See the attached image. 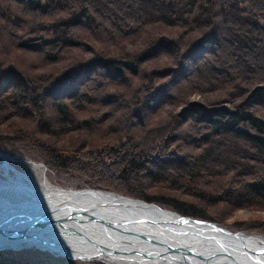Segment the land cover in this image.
<instances>
[{
    "label": "trees",
    "instance_id": "trees-1",
    "mask_svg": "<svg viewBox=\"0 0 264 264\" xmlns=\"http://www.w3.org/2000/svg\"><path fill=\"white\" fill-rule=\"evenodd\" d=\"M163 24L170 28L167 34L151 31ZM80 27L90 31L94 40H106L99 34L111 35L122 55L103 54L81 38ZM3 29L11 33L3 35ZM143 31L146 40L129 50L126 39ZM0 32V42L15 44L7 55L11 61L1 58L2 49H10L0 44V115H17L19 101L25 104L21 112L25 118L35 112L32 118L38 126L31 121V139L27 140L26 129L13 139L30 149L45 148L40 153L51 167L87 175L88 188L103 186L128 197L164 199L180 213L196 216L199 213L183 209L177 199L148 190L151 182L186 187L173 184L175 180L180 184L184 173L168 172L196 161L201 168L185 180L194 187L190 193L210 204L221 203L220 207H264V0H0ZM192 32L195 35L185 44ZM66 46H83L95 53L61 65L56 72L31 73L25 68L33 67L38 57L61 60ZM157 56H169L173 62L162 71L164 77L143 69L144 61ZM142 71L146 76L136 88L133 77ZM190 72L199 78L193 89L203 96H207L204 84L215 86L220 81L226 95L210 103H187L188 94L182 96L186 90L177 87L175 94L173 88ZM132 86L134 94L128 90ZM176 97L187 105L164 124L155 123L148 113ZM226 101L234 103L226 106ZM108 122L114 123L117 133L127 132L130 147L125 157L109 162L113 151L109 150L96 160L80 162L73 156L61 157L52 145L51 137L58 133L63 136L86 127L93 134ZM91 162L93 172L81 170ZM115 163L123 165L119 173L111 167ZM207 176L226 178L227 184L209 190L202 184ZM4 249L0 248V264H32Z\"/></svg>",
    "mask_w": 264,
    "mask_h": 264
},
{
    "label": "rangeland",
    "instance_id": "rangeland-1",
    "mask_svg": "<svg viewBox=\"0 0 264 264\" xmlns=\"http://www.w3.org/2000/svg\"><path fill=\"white\" fill-rule=\"evenodd\" d=\"M2 3L4 5H7L6 2L4 3L2 1ZM46 18L47 16L42 15V19H46ZM77 31H80L81 33H83V37L81 38L88 41L90 44L93 43V45H96L98 49L101 50L103 54L108 55V57L111 58V57L122 55V49L120 48L119 45H117L116 42H113L114 39H112L111 35L99 34L105 37L106 39L104 41H100L97 39L94 40L93 36L90 35L91 32L82 27H80V29H77ZM151 31L154 33L156 32L157 34L161 35V34H167L168 32H170V28L169 26L163 24L162 26H158L156 28L151 29ZM2 32H3V35H5V34H9L10 31L3 29ZM3 35L0 32V37ZM46 35H49V34H46ZM146 35L147 33L143 31L138 36L134 35L126 39V41L128 42L127 47H129V50L130 49L133 50L135 47H137L136 44L140 43L141 40H146ZM194 35L195 34L193 32L192 34L186 35L185 44L191 41L192 40L191 37ZM0 44L4 45L5 43L0 42ZM4 46H6V49H10V50L2 49V53H4V55H1V58L3 60L6 59L7 61H11V58H8L7 55L13 52L14 48L12 46L15 47V44L10 43ZM68 48L69 46H66L64 48L62 52L63 57L59 58L61 59L59 61L52 62L51 59L46 58V60H43L40 57H38V58H34L35 65L33 67L29 65H25V68H30L31 70L30 69L29 70L31 73H33L32 71L34 70L35 72H39V71H47L48 69L51 70V72H56L58 68L62 67L61 65L64 66V64L66 63L70 64L73 61H76L77 59H81L83 57H87L95 53V52L92 53L91 51H89L87 48H84L83 46H76V47H73L72 49H68ZM168 57L169 56H162V57L157 56V57H152L150 59H147V61H144L143 69L152 70V72L157 71V74L163 75L162 71H166L165 69H168L167 67L171 66L173 63ZM21 63H23L24 65V61L23 62L21 61ZM36 65L38 66L36 67ZM53 66L55 67L53 68ZM116 66L120 68V69H117L118 71L121 70L120 65L116 64ZM99 73H101V75L104 74L102 72H99ZM143 75L144 77L146 76L144 71H142L141 74L135 75L133 77V81L136 78L135 79L136 88L138 87L137 85H139L138 80L141 79ZM167 77L165 78L167 79ZM103 78L104 80L111 79L109 76L108 77L106 76ZM198 79L199 78L197 76H194V74L190 72L189 77L187 79L180 78L179 83L177 85H174L175 88H173V91H175V94L179 93L177 87H179L180 90L181 89L186 90L182 93L183 95L182 94L181 95L184 96L188 94L187 100H185L187 103L191 101H201L204 103H210L212 102L214 98H217L219 95L220 96L226 95V90L221 87L222 83L220 82L222 81H220L215 86L213 84L211 86H209L208 84H204L203 89L204 90L206 89L205 91L207 92H204V93H207V96H203V93L197 92L196 89H193V86H192L193 82L197 81ZM145 81L147 82V78L143 80V82ZM187 82L191 86L184 87V85ZM91 83L92 85H95L94 82H91ZM135 87H134V90H135ZM128 90L132 91L133 93V86L129 87ZM2 99H4L3 96L1 100ZM186 102H179L177 97L175 99L174 98L169 99L168 101H166V103L158 105L157 110L155 109L154 112L148 113V115L150 117L153 116L152 119L155 121V123L164 124L175 113H177V111H180L184 106H186L187 105ZM233 103L234 102H228V101L223 102V104L226 106H232ZM28 104L29 106H31L30 103ZM15 107H17L16 108V112H18L17 115L8 116V117H5V115L7 114H3V113L0 115V121H1L0 122V162H2L3 160V156H2L3 153H9L11 157L10 158L11 165L19 170H30L33 161H36V162H39L45 165V167L47 168V176L50 179V181L53 182L54 184H59L63 187H68V188H72V187L79 188V189L87 188L85 184H88L90 182V180L86 182L87 175L83 176L79 173L76 174L74 172L72 173L67 172L61 168H58L55 165L54 166L57 168L51 167V165H49V163L46 161V158L40 153L41 152L40 150H46L45 148L43 149V147H41L40 145H37V148H39L40 150L30 149L28 147L21 146L20 143H15L16 141L15 139H17V135L24 133L22 129L23 130L26 129V132L29 133V134L24 133L28 137L27 140L31 139L32 130H33V127L31 128V121L33 125H35L36 127L38 126V124H36V121H34V118H32L35 113L34 111H33L34 113L31 114L32 117L30 119H27L24 117V115L21 114V112L23 111L22 108L25 107V104H22V102L19 101ZM126 122L127 121L122 120V124H126ZM113 126H115L113 122L101 124L100 128H98L96 132H94L93 134H92V130H89L86 127H84V130H81V127H79V129L77 128L75 130H70L69 134L63 135V136L59 135L58 133L56 134V136L54 135V137L53 136L51 137L52 145L56 146L55 148H57V152L60 154L61 157L73 156L72 158H76L75 160L80 161V162L86 161L88 159L96 160V158H99L102 154L107 153L109 150L110 151L113 150L110 153L112 157H110L108 160L109 162H111L115 159L114 157H116L117 159H119L122 156L125 157L126 155L125 152L130 147V142H128V138H127V132L122 131V133L120 132L117 133V131L113 129ZM32 140H34V138H32ZM147 146L149 147V145H146V147ZM131 148L134 151H136L134 149L135 147L132 146ZM183 149L185 148L183 147ZM193 149H194L193 152L198 151L196 147ZM55 161L58 162L59 160L56 159ZM195 162L196 161L189 163V166L188 164L181 165L180 170H176L173 172V169L172 170L170 169L168 172L169 174L171 173L176 174L179 172L184 173L183 175H186L185 176L186 178L182 179L180 181L181 182L180 184L176 180L173 181V184L177 186L186 185V187L178 189V188H171L163 184L155 185L151 182L152 185H150L148 188L149 192L157 196L163 195L166 198L177 199V201H179L178 205L181 206L183 209H190V210H194L197 213H199V215H196V216L192 215L193 217L202 219L203 217L201 216L205 215L207 216V218H203V219L215 221L218 224L232 231L244 232L248 235H253L256 237L264 238V207L263 206L235 207V208L231 207L230 208V206H233V205L229 204L228 206L223 205V207H220V205H222L221 203L210 204L211 203L210 200H208L207 202V200L200 198L197 194L193 195L194 187L193 186L189 187L185 180L187 179L188 176L190 177V175L192 174V171L194 170L198 171L201 168ZM115 164H113L111 167L114 168L117 171V173H119L120 170H122L123 165L120 166L118 164L116 165ZM91 165H92V162L89 165H87L86 170L84 169H81V170L84 171L85 173H87V171L91 173L93 172ZM169 167H171V164H169ZM1 173H3V170H0V174ZM36 174L41 175L40 171H36ZM183 177L184 176H182V178ZM206 180L208 181L202 184L207 185L208 186L207 189L215 191L216 189L220 188L221 184H222L221 187H223V185L225 186L227 184L228 179L226 178L213 179L207 176ZM96 187H99L101 189L102 188L107 189L106 187H103V186H96ZM191 191L193 193H190ZM140 198H143V197H140ZM145 199L148 201L160 204L161 207L163 206L165 208H169L171 210H175L180 213V211L177 208L173 207L170 204H167L164 201V199H159L156 197H153V199H147V198ZM185 214L186 213H183L182 215H185ZM4 250L10 251L12 254H14V256H17L20 259H25L32 264H110L107 261H104L102 259H96V258L81 260V259H72L68 256H57L56 254L48 250L40 249L37 246H34V247L26 246V247H23L21 249H16V250L12 248L10 249V247H6V249Z\"/></svg>",
    "mask_w": 264,
    "mask_h": 264
},
{
    "label": "bare ground",
    "instance_id": "bare-ground-1",
    "mask_svg": "<svg viewBox=\"0 0 264 264\" xmlns=\"http://www.w3.org/2000/svg\"><path fill=\"white\" fill-rule=\"evenodd\" d=\"M2 156L3 160L0 162V170H3L0 174V223L15 214L16 217L23 215L19 219L21 221L27 215L37 216L39 212L45 211L48 215L52 213L51 216L57 224L53 225L55 227L51 239L58 241L46 240L44 243L38 239L22 241L23 244H27V247L37 246L57 256H66L59 255L64 250H72V255L91 254L98 251L96 246L108 251L111 237L117 240L124 239L125 236L118 234L115 230H120V226L125 225L129 227V230L145 232L148 236L160 240L153 245L134 240H127L126 244V241L116 242V248L129 256L127 258H118L121 256L108 254L92 256L110 264H187L179 255L177 259H173L175 257L171 256L173 253L169 252V247L180 244L183 247L191 240L192 235L210 227L195 221L193 223V220L183 218L184 215L175 210L157 207L153 203L143 202L116 191L104 192L103 189L95 190L88 187L68 188L54 184L48 178L44 164L33 161L30 170H19L11 165L9 153H3ZM36 171H40L41 175H37ZM89 213L93 215V218L97 217L96 221L89 218L82 219ZM100 222H105L106 225L111 224V227L103 228ZM62 224L69 225V229L65 228L63 234L61 230L64 225ZM65 231H71V233L64 234ZM84 233L89 235L90 242L80 236ZM43 234L45 235L44 232ZM225 235L217 237L220 244H216L226 250L230 249L233 254L219 258L220 264H232V261L228 259L233 258L234 255H238V260H241L243 264H252L246 259L248 256L245 254L248 252L258 256L262 254L261 257L264 258V238L246 233L237 236L231 233ZM93 241H95L94 244ZM20 243L21 241L12 243L11 248L16 250L26 247V245L19 246ZM204 243L203 248L207 251L218 250L213 240ZM148 248L149 250L142 251ZM147 252L162 253L163 257L147 256L145 255ZM67 254H70L69 251ZM179 260L183 263L177 262Z\"/></svg>",
    "mask_w": 264,
    "mask_h": 264
},
{
    "label": "water",
    "instance_id": "water-1",
    "mask_svg": "<svg viewBox=\"0 0 264 264\" xmlns=\"http://www.w3.org/2000/svg\"><path fill=\"white\" fill-rule=\"evenodd\" d=\"M117 69H120V68L117 67ZM92 189L101 190V188H92ZM102 191L107 192L108 190L103 189ZM131 198H134V197H131ZM134 199H137L143 202L153 203L157 207H161L160 204L148 201L144 198H134ZM51 215L52 213L48 215L45 211H43V212H39L37 216L27 215L21 221H19V219L21 216L23 217V215H19L16 217V214H15L14 216H10V218L5 220L3 223H0V248H5V247L11 248V244L18 242V241H21L19 246L21 247L22 245L27 246L26 243L24 244L22 243V241L24 240H35L36 241V239H38L42 241L43 243L46 242V240H49V241L52 240V242L58 241L55 239H51V236L53 235L52 231L55 227L53 225H57L54 218H52ZM92 216L93 215H90L89 213L88 215H84L82 219L89 218V219H94L96 221L97 217L93 218ZM183 218H189V221L193 220V223L195 221L196 223H201L202 225H206V227L210 226L209 228H206L207 230H203L202 232H198L195 235H192L191 240H189V242L185 246L182 247L181 246L182 244H180V245L169 247L170 249L169 252L173 253L171 254V256L175 257L173 259H177V255H179L181 259H184L187 262V264H209V263L220 264L221 261L219 260V258H224L225 255L233 254V253L230 249H227L228 250L227 251L226 249L218 246L217 244H220V243L217 240L218 239L217 237L226 236L225 234L227 233H231L236 236L244 233V232H238V231L230 232L232 230L218 224L215 221L208 220V219L196 218V217H192L189 215H184ZM100 223H101V227L103 228H108L111 225V224L106 225L105 222H100ZM62 225H64L63 229L61 230L63 234V230H65V228L69 229V225L68 224L67 225L62 224ZM122 226H120V230H115V231L118 234L120 235L122 234L123 236H125L124 239L120 238V240H117L111 237L110 238L111 242L108 246V251L105 249L99 248L95 244L98 251H94L91 254L72 255L71 254L72 250H64V252L59 253V255H66L72 259H81V260H86L90 258L93 259L94 256H102L103 254L121 256L118 258H122V257L127 258L129 256L124 255L122 251L116 248L115 246L116 242L126 241L125 242L126 244L128 242L127 240L129 241L134 240V241H144L146 243H152L153 245V244H157L158 241L160 240L153 236H148V234H146L145 232L143 233L139 231L137 232L132 231L128 229L129 227L125 225H122ZM43 232L45 233V235L43 234ZM69 232L71 233V231ZM69 232L65 231L64 234L69 233ZM57 233L60 235L58 229H57ZM80 236L86 238L90 242V240L88 239L89 235L87 233H84L83 235H80ZM211 240L214 241L216 245L215 247H217L218 250L212 251L210 249L209 251H207L205 248H203V245L205 244L204 242H210ZM92 243L94 244L95 241H93ZM139 248L141 249L142 247H139ZM147 250H149V248L146 250H142V251H147ZM68 251L70 254H67ZM145 255L147 256L154 255V257H158V258H161V256L163 257L162 253L147 252V254ZM245 255L248 256L246 259L251 261L252 264H264V258L261 257L262 254L258 256V255H254L253 253L248 252ZM228 260L232 261V264H236V263L243 264L241 260H238V255H234L233 258L228 259ZM238 261H240L241 263ZM243 261H245V259H243ZM177 262L183 263L181 260Z\"/></svg>",
    "mask_w": 264,
    "mask_h": 264
}]
</instances>
